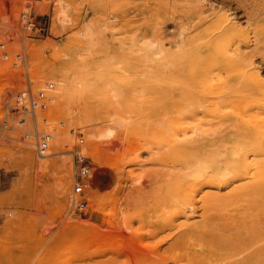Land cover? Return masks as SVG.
Returning a JSON list of instances; mask_svg holds the SVG:
<instances>
[{
	"label": "rangeland",
	"instance_id": "374dc122",
	"mask_svg": "<svg viewBox=\"0 0 264 264\" xmlns=\"http://www.w3.org/2000/svg\"><path fill=\"white\" fill-rule=\"evenodd\" d=\"M60 4L68 14L64 24L56 21ZM5 11L10 13L0 15V43L6 44L0 48V264H264V188L228 195L239 170L232 146L250 131L232 116V107L221 116L201 114L200 126L211 132L202 134L207 140L194 158L213 169L197 179L195 189L187 188L192 176L161 149L160 116L176 87L158 79L154 60L161 57L158 51L177 54V62L195 66L198 75L210 66L214 79L229 84L223 103L253 101L245 105L244 119L259 111L264 121V106L257 108L256 101L260 87L232 72L219 50L227 42L264 82V0H0V13ZM22 11L33 15L31 31L21 27ZM225 17L240 28L227 40ZM21 50L15 72L10 64ZM77 59L89 85L71 90L60 109L52 102L46 123L38 118L39 127L53 128V134L58 127L77 130L76 139L67 137L66 151L40 155L2 120L28 85L40 89L52 82L56 90L49 65ZM114 80L120 90L108 87ZM104 125L116 126L123 139L100 165L84 145ZM81 137L92 175L87 193L74 195L80 177L73 151ZM217 137L219 145L212 143ZM132 236L142 245L130 247Z\"/></svg>",
	"mask_w": 264,
	"mask_h": 264
},
{
	"label": "bare ground",
	"instance_id": "6f19581e",
	"mask_svg": "<svg viewBox=\"0 0 264 264\" xmlns=\"http://www.w3.org/2000/svg\"><path fill=\"white\" fill-rule=\"evenodd\" d=\"M35 8L37 10L40 9L39 7ZM10 12L5 11L4 13H0V15L2 17H7L6 15ZM12 18L9 19L11 25L15 22ZM67 18V10L60 4L56 12V21L64 24L69 20ZM230 21L231 20L228 17H225L224 23H226V27L222 29V33L224 34L223 38L225 40H227L228 35H230L232 31L240 29L237 28V24ZM14 26H16V24ZM226 45L227 42L224 47L219 48L226 58V66L229 67L232 72L241 73L242 77L254 87H260V96L256 100L259 102L257 108L261 105L264 106V82L259 70L255 67H251V64H244V60L237 57L235 53H231V50H229ZM156 55L161 56L159 58H154V60L157 61V66L161 69L157 75L158 79L164 84H170L176 87L175 91L168 93L165 108L160 116L159 132L161 134L162 142L161 149H164L165 155H171L173 158L179 159L178 163L184 165L183 168L187 171H185V174L192 176V179L187 183V188L194 187L195 189L199 184L197 179L205 178V175L210 173V169H213L212 166L200 167L197 165L194 158L195 153L200 146V142H205L207 140L206 137H202V134H209L211 132L209 128L204 129L200 126V119L202 118L201 114L221 116L224 114L223 109L232 107L235 109H232V116L238 120L242 126H247L246 128L250 131V136L248 138L240 139L236 145L232 146L233 150L231 155L237 163L236 165L239 170L232 180V182L236 184L228 190V195L236 194L238 192L244 194L246 192L262 190L264 188V121L261 120L262 113L254 111L246 115L248 118L244 119L245 105L254 102L245 99H237L226 105L223 103L224 101L221 99V95L229 89V84L227 81L214 79L210 74L212 72L210 66L203 68L201 74L198 75L195 66H185L180 61L177 62V60L180 59V56L177 54L158 51L155 52V56ZM46 70L57 83V88L54 91L55 96H53V108L56 107L57 109H60L63 106L64 99L66 98L67 100L70 97L71 90L77 92L89 85L81 76L82 64L78 59L67 64L49 65ZM180 75H183L184 77L179 78ZM117 78V81L122 82ZM209 78L212 79L208 80ZM116 80L110 81L108 87L118 85L119 82ZM116 94L117 93H115V95ZM76 131L68 132L63 131L61 127L56 128L53 134L54 139L49 150L53 153L66 151L65 149L67 148H65L64 145L69 141L67 140V137L72 141L75 140L77 136ZM122 139L123 135L116 126H98L94 129V133L89 140L90 144H88V146L87 144L84 145V148L93 154L94 159L98 164L105 165L110 151L115 149L114 147L119 145H117V141ZM129 142L132 143V139H130ZM220 142L221 137H217L212 143L219 145ZM173 158L171 161L175 163ZM65 187L66 183L63 185L64 189ZM94 193H96V191H94ZM94 201L97 202L96 198H94ZM98 207L100 208L101 206L99 205ZM98 207H96V209ZM99 233L100 231L95 230L92 234L98 236L100 235ZM113 240L114 239H112V241ZM128 244H130V247H135L137 244L142 245V243L138 242L137 238L134 236H132Z\"/></svg>",
	"mask_w": 264,
	"mask_h": 264
},
{
	"label": "built area",
	"instance_id": "2783aa9c",
	"mask_svg": "<svg viewBox=\"0 0 264 264\" xmlns=\"http://www.w3.org/2000/svg\"><path fill=\"white\" fill-rule=\"evenodd\" d=\"M21 27L25 31H31L34 27L33 15L29 11H22L19 16ZM5 42L0 43V48L5 49ZM2 59H8V52L3 51ZM23 57V51H16L15 57L10 64L11 70L17 72L20 61ZM31 84V80L29 79ZM55 87L52 82L46 83L43 88L34 89L32 85H28L25 89L20 90L14 97V101L9 105L10 113H7L2 120L3 127H17L25 141H31L38 154L45 155L51 147L53 140V132L50 129H42L39 127L38 118H42L43 122L48 121L46 117L47 109L53 102ZM72 132V130H71ZM83 138L79 139L77 148L73 151L77 174L80 180L74 184V195L87 193L89 185V177L92 175V168L88 162V158L83 153L80 145ZM81 206L85 205L84 200L77 201Z\"/></svg>",
	"mask_w": 264,
	"mask_h": 264
}]
</instances>
